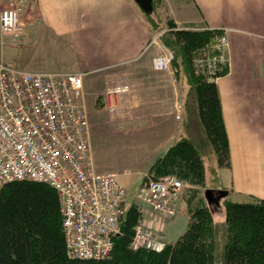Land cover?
<instances>
[{"label":"crops","instance_id":"obj_1","mask_svg":"<svg viewBox=\"0 0 264 264\" xmlns=\"http://www.w3.org/2000/svg\"><path fill=\"white\" fill-rule=\"evenodd\" d=\"M33 2L34 13L26 14L24 20L36 18L35 24L40 27L34 33L22 30V38L34 37L51 47L33 58L29 54L23 67L80 72L84 77L105 73L104 70H111L105 73L107 76L121 74L122 71L115 70L129 65L122 72L128 75L136 73L132 66L144 63L148 69L143 67L141 74H137L139 82L121 84L128 89L116 94V109H121V115L114 121L157 123L161 133L157 141L167 145L174 141L175 120L185 119L186 128L189 112L183 89L171 86L163 78L165 71L155 70L151 65L152 56L163 48L157 39L166 28L162 23L171 18L179 28L225 29L228 71L215 82L229 144V167L218 166L212 150L213 178L208 180L199 147L189 136L184 137L194 143L203 160L204 188L227 191L219 200V214L224 213L225 200L264 198V0H152L149 11L141 9L134 0ZM156 16H161L160 26L156 24ZM67 61L70 67L61 66ZM178 96L184 109L180 118L175 119L173 105ZM194 106L191 121L200 125ZM146 223L163 233L152 212L147 213Z\"/></svg>","mask_w":264,"mask_h":264},{"label":"built area","instance_id":"obj_2","mask_svg":"<svg viewBox=\"0 0 264 264\" xmlns=\"http://www.w3.org/2000/svg\"><path fill=\"white\" fill-rule=\"evenodd\" d=\"M24 7L23 1H17L0 9L2 36L16 42L22 32ZM227 46L222 34L216 52L206 57L210 69L228 61ZM172 63L169 49L151 59L156 70L169 71ZM82 75L21 69L0 60V182L30 179L50 184L58 197L67 256L100 259L109 256L114 237L120 233L126 191L116 172L94 168ZM127 89L120 85L107 91L110 110L116 106V94ZM180 110L176 100V118ZM183 185L175 175L165 174L141 183L136 196L157 219H167L175 214ZM130 246L160 251L163 235L138 222Z\"/></svg>","mask_w":264,"mask_h":264},{"label":"trees","instance_id":"obj_3","mask_svg":"<svg viewBox=\"0 0 264 264\" xmlns=\"http://www.w3.org/2000/svg\"><path fill=\"white\" fill-rule=\"evenodd\" d=\"M165 26L167 29L158 40L171 49L176 76H179L177 59L181 56L198 122L218 166L229 167V144L215 82L227 73V65L218 62L210 69L206 61L208 55L216 52L214 43L221 33L209 28H179L171 18L166 19ZM149 173L151 178L173 174L190 185H204L203 160L187 137L177 139L157 156L149 166ZM184 199L185 230L174 241L165 242L162 250L131 248L134 227L143 217L141 206L131 203L125 206L120 233L114 237L109 256L69 258L54 188L30 179L0 182V264H215L213 211L201 195L193 200ZM224 225L222 264H264V198L225 200Z\"/></svg>","mask_w":264,"mask_h":264},{"label":"rangeland","instance_id":"obj_4","mask_svg":"<svg viewBox=\"0 0 264 264\" xmlns=\"http://www.w3.org/2000/svg\"><path fill=\"white\" fill-rule=\"evenodd\" d=\"M17 1H23L25 4L24 11L20 18L22 30H28L34 33L36 27H40L36 26L35 24L37 23L36 18L34 20H24L26 14H29L30 16V14L34 13L33 0H0V9L6 6H11ZM156 14L158 15L157 10ZM160 17L161 16L155 17L157 20V25H159ZM165 22L166 21H163L162 24L164 25ZM22 23H24L25 26H22ZM166 29L167 27L164 28V31ZM217 30H219L221 33L218 36L219 39L222 34H225V29ZM162 32L157 35V39ZM22 35L23 32H21V35L15 42L11 41L8 35L2 36L0 34V60H3L4 62L9 63L16 68L26 69L23 67V63L29 54L32 55V58L36 57L39 54H44L45 51L48 52L51 46L43 44L40 40L37 41L34 37L25 40L22 38ZM214 38L217 39L216 37ZM217 40L214 44L217 43ZM171 47H173V45L170 44V48ZM165 49L169 48L163 44V48H160L158 53H162ZM180 58L181 56L177 59L179 76H176V64L174 61V66L172 64L171 69H169L170 72L165 71L163 78L165 80L167 79V82H169L171 86H176V88L177 86H180L183 89L185 94L184 100L185 104L187 105V111L189 112V115L186 121V128L185 119L181 118V120H175L176 122H174L173 125L174 131L172 135L174 141H172L169 145H167L168 143L163 144L157 141L158 137L161 135L158 130L157 123L148 125L139 122L129 123L119 122L118 120L114 121L115 118L118 119L119 115H121V109L118 108L110 110L108 107L107 91L111 87L121 85L126 81L128 83L139 82L140 78L137 74H141V69H148L144 63L138 66H132V69H136V73L132 71V73L130 72L128 75L122 74V72L124 69H126L125 67H128L129 65L124 67L120 66L117 69L113 68L116 69V72L122 71L121 74L119 73L117 75L107 76L105 73L108 71L110 72L111 70H104L105 73H95L93 75L83 77L82 102L89 123V140L93 165L95 169L100 172L117 173V177L123 184L126 191L124 198L125 206H128L131 203L140 205L143 211V223L146 222L147 213L152 211L148 204L136 197L138 186L142 180H147L148 178L153 177L152 174L149 173L150 164L159 154H162L166 148H168L177 139L184 136H189L197 144L203 156L208 180H212L213 178V158L211 156L213 152L200 125L191 121L192 118L190 114L191 111H193L192 105H195L194 96L190 85L187 83L184 67L181 64ZM61 66L70 67V64L67 61ZM151 78L155 79L157 77L151 76ZM177 99L179 100V96ZM183 109L184 106L182 104L181 110L183 111ZM194 109L196 110V106H194ZM213 155L215 154L213 153ZM203 189L204 185L196 187L184 182L183 188L181 190V194H184V196L178 201L175 215L171 219L160 221V223H162L161 226L163 228L166 242L174 241L185 230L187 222V209L184 198L189 197L191 200H193L197 195L203 196ZM193 190H196L195 196L192 194ZM219 207H221L220 204L210 206L214 212L213 222L214 220L216 221L214 222L215 264H222V246L225 236L224 213H218Z\"/></svg>","mask_w":264,"mask_h":264},{"label":"water","instance_id":"obj_5","mask_svg":"<svg viewBox=\"0 0 264 264\" xmlns=\"http://www.w3.org/2000/svg\"><path fill=\"white\" fill-rule=\"evenodd\" d=\"M144 11L151 10L152 0H134ZM227 193L224 189H211L205 188L203 190V197L207 205H218L221 197L225 196Z\"/></svg>","mask_w":264,"mask_h":264}]
</instances>
